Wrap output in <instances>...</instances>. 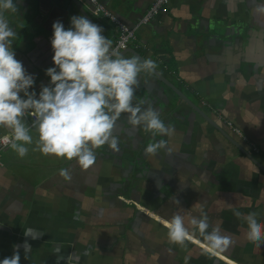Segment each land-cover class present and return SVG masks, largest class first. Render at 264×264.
<instances>
[{
  "label": "crops",
  "instance_id": "obj_1",
  "mask_svg": "<svg viewBox=\"0 0 264 264\" xmlns=\"http://www.w3.org/2000/svg\"><path fill=\"white\" fill-rule=\"evenodd\" d=\"M98 1L131 26L154 0ZM80 2L92 13L88 0ZM15 3L18 11L5 14L17 32L12 47L35 77L30 91L38 95L50 83L46 69L55 66L52 24L59 20L67 29L69 13L82 14L70 0ZM257 4L264 0H170L123 52L155 61L156 73L208 121L160 77L141 74L134 102L160 112L174 129L171 137L153 138L122 114L113 131L118 150L95 149L87 169L75 158L34 151L35 130L25 157L11 148L3 152L0 260L18 251L20 264H185V257L187 264H264V244L248 240L244 219L254 212L264 223V15L255 14ZM90 20L114 47L115 26ZM159 140L170 150L145 155L147 144ZM201 206L210 224L234 241L226 250L209 254L199 235L186 248L169 243L166 221L179 213L187 223Z\"/></svg>",
  "mask_w": 264,
  "mask_h": 264
},
{
  "label": "clouds",
  "instance_id": "obj_2",
  "mask_svg": "<svg viewBox=\"0 0 264 264\" xmlns=\"http://www.w3.org/2000/svg\"><path fill=\"white\" fill-rule=\"evenodd\" d=\"M17 11L15 0H0V128L10 133L0 140L5 147L20 158L25 157L35 130L38 139L34 151L67 160L75 158L87 169L96 160L95 149L107 144L118 150L113 131L122 114H127L131 126L142 127L153 138L174 135V129L161 119L160 112L151 105L134 102L141 74H155L156 62L135 54L125 56L102 34V26L83 15L72 16L67 29L59 20L52 24L55 66L46 69L50 83L41 85L38 95L30 91L35 77L16 59L12 45L17 32L5 15ZM255 14L264 15V4L255 6ZM28 116L33 118L31 125L26 121ZM162 149H167L165 140L147 144L144 152L155 156ZM61 174L67 177L66 170H61ZM233 214L242 216L239 211ZM244 219L248 240L257 246L264 244V223L257 220L254 212ZM165 227L169 243L181 248H186L197 235L209 254L222 252L234 243L230 235L210 224L203 206L199 217L192 216L186 223L185 217L176 213ZM187 260L185 257V264ZM0 264H20L19 252L14 251Z\"/></svg>",
  "mask_w": 264,
  "mask_h": 264
},
{
  "label": "built area",
  "instance_id": "obj_3",
  "mask_svg": "<svg viewBox=\"0 0 264 264\" xmlns=\"http://www.w3.org/2000/svg\"><path fill=\"white\" fill-rule=\"evenodd\" d=\"M90 5L92 6V12L94 16L102 19L109 24L115 26L116 32V41L114 47H119L120 51L127 49L129 43L134 40L135 32L147 25L151 20H153L160 11L168 4L170 0H154L150 7L146 10V12L131 26L126 25L121 22L120 19L113 13H111L103 4H101L98 0H88ZM28 119L29 125H31L33 118L31 116L26 117ZM224 124L227 128L237 137H239L243 142L248 144L255 154L259 153V149L255 146V144L250 143L248 139L242 134L239 128L233 125L230 121H225ZM10 135V134H5ZM5 135L0 136V140ZM10 149V147H5L2 142H0V166H2V153L6 150Z\"/></svg>",
  "mask_w": 264,
  "mask_h": 264
},
{
  "label": "water",
  "instance_id": "obj_4",
  "mask_svg": "<svg viewBox=\"0 0 264 264\" xmlns=\"http://www.w3.org/2000/svg\"><path fill=\"white\" fill-rule=\"evenodd\" d=\"M71 3L79 10V12H81V14L85 17H87L88 19H90L91 16H94L93 12L92 13H89L86 8L84 7V5L80 2V0H70ZM67 10H71V7H68ZM70 17H72L73 15L70 14ZM125 50H122L121 52L123 53ZM153 76L155 77H160V81L161 82H164L170 89H172L178 97H180L181 100H183L185 103H187L189 106H191L193 108V110L195 112H197L198 114H200L201 116H203V118H205L207 121L209 120V118H207L206 116H204V114L202 113V111L197 107L195 106L194 104H192L188 99L187 97L182 94L180 91H178L169 81H167L165 78L162 77V75L160 74H153ZM242 151V150H241ZM243 153H245L244 151H242ZM246 154V153H245ZM248 155V154H246ZM251 159L254 160V158L250 155H248ZM262 168V167H261ZM262 171L264 172V168H262Z\"/></svg>",
  "mask_w": 264,
  "mask_h": 264
}]
</instances>
